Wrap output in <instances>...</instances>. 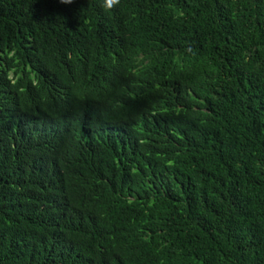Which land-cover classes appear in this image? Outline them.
Instances as JSON below:
<instances>
[{"label":"trees","instance_id":"obj_1","mask_svg":"<svg viewBox=\"0 0 264 264\" xmlns=\"http://www.w3.org/2000/svg\"><path fill=\"white\" fill-rule=\"evenodd\" d=\"M0 0V264H264V0Z\"/></svg>","mask_w":264,"mask_h":264},{"label":"clouds","instance_id":"obj_2","mask_svg":"<svg viewBox=\"0 0 264 264\" xmlns=\"http://www.w3.org/2000/svg\"><path fill=\"white\" fill-rule=\"evenodd\" d=\"M60 3L65 5H71L75 2V0H59ZM120 4V0H103L102 7L106 11H111L114 7L118 6Z\"/></svg>","mask_w":264,"mask_h":264}]
</instances>
